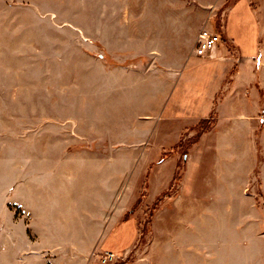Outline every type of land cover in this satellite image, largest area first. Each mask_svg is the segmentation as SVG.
Returning a JSON list of instances; mask_svg holds the SVG:
<instances>
[{
	"label": "rangeland",
	"instance_id": "374dc122",
	"mask_svg": "<svg viewBox=\"0 0 264 264\" xmlns=\"http://www.w3.org/2000/svg\"><path fill=\"white\" fill-rule=\"evenodd\" d=\"M257 21L237 79L117 69ZM93 261L264 264V0H0V264Z\"/></svg>",
	"mask_w": 264,
	"mask_h": 264
},
{
	"label": "crops",
	"instance_id": "0c3cea01",
	"mask_svg": "<svg viewBox=\"0 0 264 264\" xmlns=\"http://www.w3.org/2000/svg\"><path fill=\"white\" fill-rule=\"evenodd\" d=\"M257 26L258 28H257L256 37L253 40H251V43L249 46H247V44L244 43V41H238L235 38L233 39L228 38L227 33L225 31L223 32V34H225V38L229 40L230 42H233V44L235 45L236 53L234 56L231 55L230 52L224 47V41H223L221 46L218 48V50L213 51L207 59L197 57L194 53H190L189 55L185 56L184 59H181V61H180V58L175 59V58L167 57V60H165L164 62H157L156 60H159L157 56L151 55L153 60L151 59L149 63L147 64L134 65V67H132L131 64L119 65L117 69H237L236 64L238 61H241L242 65L239 71L240 74L238 72L234 74L235 78L237 79L238 76H241V73L243 74L244 72L248 74L249 70L254 69L255 65L259 64V59L261 55L260 54L261 44H260V30H259L258 21H257ZM182 75H183V70L181 71L179 78L177 79L173 89L175 90L177 89L179 80H181ZM221 81H222V78H221ZM220 88H221V85L218 87V89ZM214 95L210 96L209 103L203 102L201 104V111L198 114H194V116L183 117V116L170 115L164 118H173V119L180 118L181 121L207 119L208 118L207 113H209L213 107ZM154 97L157 98V95L155 96L151 95L150 98L153 99ZM124 220H125V215L123 219L116 222L112 227H115L118 223ZM110 229L112 230V228ZM111 230H109L108 233H110ZM137 237L135 239L133 238L131 243H129V245L126 246V248H124L123 257H125L128 254V252H130V250L134 247L137 241ZM95 263H97V261H93L90 264H95ZM97 264H100V262H98Z\"/></svg>",
	"mask_w": 264,
	"mask_h": 264
},
{
	"label": "built area",
	"instance_id": "2783aa9c",
	"mask_svg": "<svg viewBox=\"0 0 264 264\" xmlns=\"http://www.w3.org/2000/svg\"><path fill=\"white\" fill-rule=\"evenodd\" d=\"M223 42L221 34L211 29H203L200 31L197 43L194 48V53L197 57L207 58L211 52H213L219 44ZM116 256L113 252L105 251L103 254V262L108 263L115 260Z\"/></svg>",
	"mask_w": 264,
	"mask_h": 264
},
{
	"label": "trees",
	"instance_id": "16d2710c",
	"mask_svg": "<svg viewBox=\"0 0 264 264\" xmlns=\"http://www.w3.org/2000/svg\"><path fill=\"white\" fill-rule=\"evenodd\" d=\"M128 214H130V213H128Z\"/></svg>",
	"mask_w": 264,
	"mask_h": 264
}]
</instances>
